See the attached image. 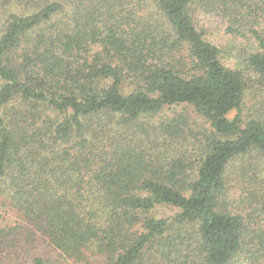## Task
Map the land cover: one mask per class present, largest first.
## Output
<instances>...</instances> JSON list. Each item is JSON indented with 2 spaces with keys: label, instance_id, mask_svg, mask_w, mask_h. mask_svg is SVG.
<instances>
[{
  "label": "trees",
  "instance_id": "obj_1",
  "mask_svg": "<svg viewBox=\"0 0 264 264\" xmlns=\"http://www.w3.org/2000/svg\"><path fill=\"white\" fill-rule=\"evenodd\" d=\"M263 166L264 0H0V264H264Z\"/></svg>",
  "mask_w": 264,
  "mask_h": 264
},
{
  "label": "rangeland",
  "instance_id": "obj_2",
  "mask_svg": "<svg viewBox=\"0 0 264 264\" xmlns=\"http://www.w3.org/2000/svg\"><path fill=\"white\" fill-rule=\"evenodd\" d=\"M203 18L201 25H204L206 28H210L206 37L213 43L217 45H222L227 43L228 36L225 34L226 22L220 15L214 16H205L200 15ZM206 17V18H204ZM199 26V25H198ZM255 156V155H254ZM263 174H264V166H263ZM241 189H234V196L237 195ZM236 197V196H235ZM238 197V196H237ZM7 212V213H6ZM175 213V209L170 207H161L159 209V214L162 216H169ZM7 220V222H14L17 220V215L15 213H10V210H6V208H0V220Z\"/></svg>",
  "mask_w": 264,
  "mask_h": 264
}]
</instances>
